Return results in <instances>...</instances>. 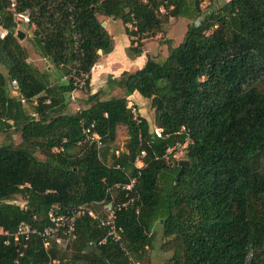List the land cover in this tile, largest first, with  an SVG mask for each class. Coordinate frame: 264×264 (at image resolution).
I'll return each instance as SVG.
<instances>
[{
    "label": "trees",
    "instance_id": "obj_1",
    "mask_svg": "<svg viewBox=\"0 0 264 264\" xmlns=\"http://www.w3.org/2000/svg\"><path fill=\"white\" fill-rule=\"evenodd\" d=\"M205 1L17 0L19 11L31 12V46L46 63L40 71L27 61L8 0H0V28L9 31L0 40V134H20L17 143L10 136L0 143V229L41 228L55 204L98 210L96 203L116 192L114 184L135 180L127 198L139 200L118 219L134 262L153 264L151 234L158 226L160 248L170 253L164 264H264V0H207L206 11ZM100 17L121 21L131 61L170 19L190 23L162 62L146 55L141 68L107 77L95 93L89 77L85 106L66 113L74 79L113 52ZM47 67L58 73L55 83ZM115 89L123 95L103 98ZM134 93L150 102L160 137L128 106ZM81 123L102 137L99 154L85 142ZM119 127L128 138L115 156ZM177 145L183 159L168 163L166 152ZM117 196L126 200L125 192ZM104 236L87 216L78 219L74 240L50 239L49 248L36 236L26 249L5 245L0 235V264H129L117 244L100 243Z\"/></svg>",
    "mask_w": 264,
    "mask_h": 264
},
{
    "label": "built area",
    "instance_id": "obj_2",
    "mask_svg": "<svg viewBox=\"0 0 264 264\" xmlns=\"http://www.w3.org/2000/svg\"><path fill=\"white\" fill-rule=\"evenodd\" d=\"M17 0H8L7 12L12 16L13 22L19 27L21 25H28L31 22V12L29 10L19 11L17 9ZM9 34L7 29L0 28V40L6 38ZM98 65L94 64L89 73L82 74L73 81L74 91L69 93L71 96L75 91H80L85 88L86 80L91 77V75L98 69ZM10 88L15 96H18L21 103H24V98L18 90V85L15 80L10 82ZM36 104V101H34ZM45 104H50V100L46 99ZM82 135L85 142L90 145H94L96 149L99 150L102 147V137L94 131V126H86L81 123ZM153 132L157 137L161 136V129L154 128ZM124 151V142H120L113 149L114 155L119 156ZM177 153L183 154V145H177L176 147L169 148L166 152L165 159L168 163L172 161H177ZM145 156V152H141L140 155L135 160V167L140 168L142 166V159ZM172 158V160L170 159ZM135 180L127 185H121L119 183L114 184L110 191L116 190L114 194H110L109 199H103L97 202L98 210H95L89 205H78L75 207L61 206L58 204L52 205L47 212L46 219L47 223L41 227H32L27 223H21L17 226L14 233H9L8 231L0 229V235L6 237L4 244L9 245L11 241L19 243L22 249H26L28 241L33 237H39L44 240V246L46 248L50 247V239H53L56 244H60L62 238L75 239V231L78 219L82 216H87L97 223V226L105 231V236L100 242L104 244L107 239L111 240L113 243L117 244L125 258L129 261V264H139L134 262L130 251L127 249L124 242V229L118 224V219L120 213L125 210L128 206H132L139 197H128V192L132 190ZM117 192H125L126 200H119ZM136 213L138 209L136 208ZM23 255L22 251L19 253L18 258L15 263H18L19 258ZM49 264H73L71 262H60L58 260H52Z\"/></svg>",
    "mask_w": 264,
    "mask_h": 264
},
{
    "label": "rangeland",
    "instance_id": "obj_3",
    "mask_svg": "<svg viewBox=\"0 0 264 264\" xmlns=\"http://www.w3.org/2000/svg\"><path fill=\"white\" fill-rule=\"evenodd\" d=\"M228 0H216L218 4H224ZM209 2L206 0L202 4V8L206 11V8L208 6ZM99 20L101 22L105 23V28L110 34V36L113 39V52L110 57L107 55H103L101 61V64L104 65L105 72L104 77L107 80V77L112 76L115 78V75L121 74L124 71H134L137 69L138 65L137 63L131 62L128 60L125 54L126 48L129 46V41L126 42L124 39L126 37L124 33V26L119 20H113L108 18H102L100 17ZM190 22L187 19L179 18V19H170L168 24L163 26V29L161 32L156 33L155 37L147 39L144 41L143 46V55H142V61L146 60V55L153 58L157 62H162L168 55V46L176 47L181 41L182 38L186 32L187 25ZM19 31L24 34V38L22 41V45L27 49L28 51V63L31 64L33 67L39 69L40 71H43L46 68V63L39 58V56L34 53L32 46H31V31L29 26L27 25H21L18 27ZM141 61V62H142ZM47 70L52 71V69L47 67ZM3 71V70H1ZM51 80L52 83H55L58 79V73L55 71L51 72ZM106 82V81H105ZM103 79L99 80L100 86H102ZM97 84V83H96ZM103 87L99 88V90L103 89ZM94 88V87H93ZM91 88L93 91L94 89ZM96 88V87H95ZM98 90V89H95ZM76 97L71 99V96H67L66 99L63 102L62 107L65 108V112L72 114L78 110L83 104V100L87 98V93L85 89H82L80 91H76L75 93ZM123 95V92L120 90H114L108 93H105L103 95V98L109 99L111 97H120ZM128 106L132 107L134 106L133 112L136 113L137 110L139 114L145 118L149 123V129L150 132H152L155 128L154 125V111L150 107V102L147 99H144L140 96L138 97H130L128 98ZM30 107V106H28ZM31 111V108H29ZM10 139L14 141L15 143L19 142V133L15 134H0V143L7 142ZM127 131L124 127H119L117 129V135L114 141V145L116 146L120 142H125L127 140ZM177 160L183 159V154L177 153ZM17 204L20 206H23L24 203L17 199ZM152 237V249L150 250V259L153 264H164V261L170 257V253H165L161 250L160 244L162 242V231L157 226L153 229V232L151 234Z\"/></svg>",
    "mask_w": 264,
    "mask_h": 264
},
{
    "label": "crops",
    "instance_id": "obj_4",
    "mask_svg": "<svg viewBox=\"0 0 264 264\" xmlns=\"http://www.w3.org/2000/svg\"><path fill=\"white\" fill-rule=\"evenodd\" d=\"M126 42H128L129 40H128V38L127 37H125V39H124ZM112 55V53H110L109 55H107L108 57H110ZM103 56V55H102ZM101 59H102V57H101ZM142 59V56L140 57V58H138V59H136V60H133V61H131V62H134L135 61V63H137L136 65H138V66H136V67H138V68H141L142 67V65H143V63H144V61H142L141 60ZM129 60V59H128ZM142 61V62H141ZM98 65V69L91 75V79H90V88H93L94 89V91L91 89V91H92V93H95L97 90H95V89H98L99 90V88H101V87H103V85H105V81H106V79H105V77L103 76L104 75V72H105V67H104V65H102L101 64V61L97 64ZM119 75L120 74H118V75H115L114 77L115 78H117V77H119ZM101 79H103V83H102V86H100V84H99V80H101ZM65 81V79H62L61 80V82L63 83ZM97 83V84H96ZM96 87V88H95ZM76 93V91L73 93L74 94V97H76L75 94ZM73 94H72V99H74L73 98ZM69 96V95H68ZM138 97V94H136V93H134L133 95H131L130 97ZM130 97H128V98H130ZM85 105L84 104H82V106L80 107V108H78V110L79 109H81V108H83ZM77 110V111H78Z\"/></svg>",
    "mask_w": 264,
    "mask_h": 264
},
{
    "label": "water",
    "instance_id": "obj_5",
    "mask_svg": "<svg viewBox=\"0 0 264 264\" xmlns=\"http://www.w3.org/2000/svg\"><path fill=\"white\" fill-rule=\"evenodd\" d=\"M113 20H116V19L113 18ZM102 27H105V23H102ZM17 38L19 40H22L24 38V34L22 32H20V31H18L17 32ZM179 163H180V165H185V166L188 165V162H186V161H180Z\"/></svg>",
    "mask_w": 264,
    "mask_h": 264
}]
</instances>
